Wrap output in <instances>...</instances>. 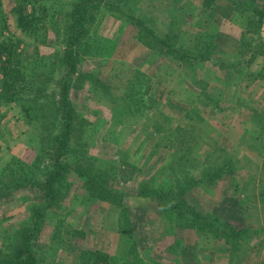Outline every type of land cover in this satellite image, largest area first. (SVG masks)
<instances>
[{"label": "rangeland", "instance_id": "rangeland-1", "mask_svg": "<svg viewBox=\"0 0 264 264\" xmlns=\"http://www.w3.org/2000/svg\"><path fill=\"white\" fill-rule=\"evenodd\" d=\"M74 1L0 0V264H264V0H91L68 73Z\"/></svg>", "mask_w": 264, "mask_h": 264}, {"label": "trees", "instance_id": "trees-1", "mask_svg": "<svg viewBox=\"0 0 264 264\" xmlns=\"http://www.w3.org/2000/svg\"><path fill=\"white\" fill-rule=\"evenodd\" d=\"M90 1L91 0H75L73 4V16L74 17L72 19L70 29H73L74 32L71 36V39H69V42L67 43V47H66L70 49L67 53V57L70 58L69 61H70V66H71L68 73H72L75 70L74 61L77 59L73 57L75 52L72 51L71 49L74 48V44L77 42V40L80 37L84 36L83 34H85L84 23H85L86 15H87L86 5ZM16 9L19 10V15H21L20 6H16L15 10ZM0 48H2L3 52L6 54L7 52H9V48L7 47V44L6 45L2 44ZM68 82H69L68 80H64V82L62 83V96H61V103L63 105V111L66 113V120L62 124V129L60 133L56 134L54 137L55 152H56L55 166L53 170L47 176V180H46L47 192L51 193L52 195H54V193L56 192L57 183H60L62 181L63 175L67 172V170L73 171L67 162H64L60 159V157L62 155L65 156V153L69 150L71 134L73 131L72 124H71L73 117L72 115H70L71 111L68 112V109H67L68 101L66 100L67 91H68ZM12 86L13 85L7 80V78H5L3 95H6L5 98L8 101L17 99L16 94L11 93V90H13ZM79 168L81 167H75L73 169L78 174L83 176L87 181H89L92 186L93 184L99 185L97 187L99 194H102L103 192H105L104 187L100 186V184L97 183L98 181L99 182L101 181L100 178L96 179L95 175H92L90 172H88L87 169H84V168L79 169ZM114 198L116 199L115 196ZM189 216H190L189 219L191 220L190 226L192 224H196L198 226L201 220L207 221V218L211 217V216L204 217L206 215L203 216L202 214H199V213L197 214L195 213ZM226 228L230 230L229 234H231L234 237H238L240 235L242 236V233L246 230L244 229L243 225H239V228H233V227L228 228V226ZM35 232H36V224L34 228L27 230L26 234H22L19 243L16 244L13 248V252H12L13 257H11V259L9 260L10 264H34V258H33L31 247H30V240ZM92 260H93V264H105V263L107 264V262L108 264H111L108 256L99 251H96L93 253Z\"/></svg>", "mask_w": 264, "mask_h": 264}]
</instances>
